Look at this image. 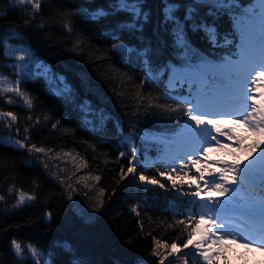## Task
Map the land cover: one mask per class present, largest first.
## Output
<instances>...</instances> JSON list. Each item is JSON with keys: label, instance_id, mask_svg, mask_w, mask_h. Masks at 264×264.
Listing matches in <instances>:
<instances>
[{"label": "trees", "instance_id": "trees-1", "mask_svg": "<svg viewBox=\"0 0 264 264\" xmlns=\"http://www.w3.org/2000/svg\"><path fill=\"white\" fill-rule=\"evenodd\" d=\"M251 0H237L239 7H247ZM110 0H41L39 10L25 3L15 10H9V0H0V70L17 80V73L10 65L12 60L6 53L7 42L23 43L32 48L35 54L48 63L55 73H61L76 92L75 103L66 102L61 96L48 89V80L42 74L21 78L20 89L28 94L33 105L28 108L21 98L0 89V112H12L17 120L0 117V135L8 134L21 141L33 142L56 149L73 150L83 155L86 164L75 174L94 171L99 174L101 185L105 187L104 203L92 218H86L73 207L68 193L76 189V183L69 180L63 167L53 168L59 181L50 177L36 155L28 146L18 149L15 146L0 144V264H159L160 257L152 255L154 238L171 245L182 231L175 226L179 215L163 211L155 202L156 186H143L136 178L140 172L157 176L153 165L157 160L140 162L135 175L128 174L121 179V168L127 172L128 158L119 156L128 150L120 144L125 134L140 129L170 127L175 125L161 121L153 113L135 118V105L132 97L141 91L139 85L142 72L134 66L135 58L122 62L121 57L111 49L113 43L109 30L117 21L129 20L124 13L102 18L95 22L85 21L74 13L80 7L90 10L107 8ZM187 4L190 0H180ZM161 0H145L144 8L151 16L143 25L142 32L120 34L121 41L128 45L152 50V62L158 65L173 60L172 38L168 35L161 20ZM206 9L201 8L200 13ZM183 9L178 12L183 16ZM73 25L69 34L62 25L65 19ZM211 22V18L207 17ZM43 26V27H41ZM220 40L223 33L231 31V20L227 13L216 19ZM18 35H9V29ZM193 46L200 51L211 53L221 50L210 45L202 32L188 33ZM82 40L83 47L72 51L74 42ZM161 85L147 83L144 95L151 99L161 96L160 104H174L162 95ZM123 92V97L118 94ZM151 93V97L148 94ZM9 97L13 105L7 103ZM83 100L91 102L96 109L104 110L111 118L105 125L93 130L84 126L78 105ZM37 118H39L37 122ZM47 118V119H45ZM9 124L11 126H9ZM53 124L56 125L53 128ZM17 128L19 132H17ZM51 151H48L51 152ZM47 153V154H48ZM69 152H65V156ZM56 158H60L57 156ZM56 158L50 159V163ZM49 159V157H48ZM67 160H70L68 158ZM140 160V159H139ZM52 164V163H51ZM157 178H159L157 176ZM20 192L35 199L17 204ZM155 195V196H154ZM51 213V217L47 216ZM169 225H173L169 228ZM17 240L22 247L31 244L41 255L32 257L27 248L23 259L17 257L12 241ZM67 247H64V246ZM162 254L165 250L161 249ZM185 251L169 257L165 264H183ZM188 264H195L189 256Z\"/></svg>", "mask_w": 264, "mask_h": 264}, {"label": "snow or ice", "instance_id": "snow-or-ice-1", "mask_svg": "<svg viewBox=\"0 0 264 264\" xmlns=\"http://www.w3.org/2000/svg\"><path fill=\"white\" fill-rule=\"evenodd\" d=\"M25 3L32 4L34 10L41 7V0H9V10H15ZM161 3L162 18L159 23L172 38L173 58L180 62V67L171 61L153 67L150 47H132L121 42V33L142 32L143 25L149 21L151 12L144 8L145 0H110L107 8L90 10L80 7L74 13L90 22L120 13L130 17L129 20L117 21L108 34L113 41L111 49L121 57L122 62L135 58L145 73L139 85L141 91L131 98L135 105V118L138 120L141 114L150 117L154 113L166 124L173 119L181 124L172 136L144 132L133 124L131 127L135 131L124 137L128 151L119 153L120 157L128 158L129 163L127 172L121 168V179H124L128 174L135 175L140 164L138 153L141 148L136 146L137 140H142L145 151L153 143L163 145L161 151L168 164L167 169L158 171L159 178L149 177L144 172H140L136 178L143 186L173 191L175 200L183 202L182 209L175 205V201L171 202L176 214L183 216V219L175 221L176 227L182 226L180 235L176 237V240L182 241V247L176 241L168 245L154 238L152 255L160 257L159 264H165L169 257L188 249L183 264H188L189 256L195 264H214L233 245L248 251H264V89L261 87L264 85V0H257L259 14L249 9L242 16L233 17L240 35L235 53L238 58H225L222 63L210 60L194 47L188 33L202 32L210 45L220 47L216 19L238 9L237 0H190L187 4H182L180 0H161ZM201 8L206 9L203 15ZM181 9L184 13L182 17L178 15ZM207 17L211 18V22ZM62 27L72 34L70 19L66 18ZM8 34L18 35L11 28ZM223 39L227 42V36ZM82 47L83 42L78 39L72 51ZM20 51L28 58L27 62L24 56L19 58L21 68L29 69L24 71V76L37 75L30 71L29 66L34 65L42 70L39 74L44 75L51 84L53 77L49 75L47 65L30 50L22 48ZM168 71L171 73L169 88H175L181 82L189 85L187 97L182 94L167 97L175 107L158 103L161 96L148 99L143 92L146 83L152 86ZM55 81H58V87L53 94L63 97L66 102L75 103L76 92L66 79L57 76ZM20 83L19 78L9 81L0 74V84H15V87H8L4 91L16 94L24 105L31 108L33 100L21 91ZM118 95L123 97V92ZM148 96L151 97V93ZM7 103L13 105L14 101L9 97ZM78 109L82 124L92 126L93 130L102 128L111 118L104 110L94 108L88 100L81 101ZM0 117L10 118V122L17 120L12 112H0ZM0 144L18 149L26 146L24 141L4 137H0ZM28 151L46 154L51 150L30 144ZM242 152L249 153L244 160L240 159ZM213 153L217 155L213 156ZM192 169H195L198 177L195 182L189 176ZM95 179L98 181L100 177ZM68 198L71 199V196ZM34 199V196L21 192L14 207ZM2 200L3 197H0ZM102 206L101 200L98 208ZM47 216L50 218L51 213ZM168 227L172 228L173 225ZM256 245L260 247L256 248ZM12 248L20 259H23L25 248L34 258L41 255L31 244L22 247L15 239ZM161 249L165 250L164 254ZM44 264H50V261L45 259ZM74 264L81 262L75 261Z\"/></svg>", "mask_w": 264, "mask_h": 264}, {"label": "rangeland", "instance_id": "rangeland-1", "mask_svg": "<svg viewBox=\"0 0 264 264\" xmlns=\"http://www.w3.org/2000/svg\"><path fill=\"white\" fill-rule=\"evenodd\" d=\"M28 49L31 51V53H33L35 55V57H37L38 59H40L34 52L33 50L25 44L22 43H9L7 42V48H6V52L8 54V56L11 57V64L13 66V68H15V72L17 73V79H21L24 76V71H28L29 69H22L21 65H20V57L24 56V60L25 62H27V56L20 51V49ZM41 60V59H40ZM43 61V60H41ZM44 62V61H43ZM45 63V62H44ZM47 65V67L50 69L49 75L53 77V82L50 84L49 83V88L52 90H56V88L58 87V81H55V77L57 76H63L62 74H56L52 71L50 65L48 63H45ZM30 67V71L34 72V73H41V69L35 67L34 65L29 66ZM0 74H2V77L7 78L9 81H15V79H12L11 77H9L8 75L4 74L1 70H0ZM31 75V74H29ZM64 77V76H63ZM49 82V80H48ZM8 87H15V84H0V89L4 90ZM94 118V117H93ZM0 137H4V138H11V140L13 141H21L11 135L8 134H1ZM30 138L28 137L27 139L23 140L25 143L26 141H28ZM30 144H35L37 147H44L46 150H51V147L45 146V145H39L33 142H28L26 146H30ZM65 152H69L67 155L65 156ZM34 153V152H32ZM48 153V152H47ZM45 153H41L42 154V160L38 158V156L36 155V159L41 163V165L44 167V169L46 170L47 174L50 177H53L54 179H56L57 181L58 178L55 175L54 170L52 169L51 165L53 166V168L59 169V167H63V170L66 172L67 177L71 176V174H74L75 172H77L78 168H82L85 164H86V158L81 155L78 154L77 152L74 153L73 150H64V149H56L53 150L51 152H49L48 154ZM57 156H60V158H56ZM49 157V159H48ZM56 158L55 160H53L50 163V159ZM68 158H70V160H67ZM45 165H47V167H45ZM99 176L98 173L94 172V171H84L78 174H75L73 177L71 176L69 178V180H71L72 182L76 183L77 187L76 189H74V191L72 193H68V196H71V200H73V207L76 209L77 212H79L80 214L84 215L86 218H92L95 214L96 211L100 208H98V204L99 202L102 200L104 203V195H105V187L103 185H101V183L99 182V180L97 181L95 179V177ZM101 190H103V192H101ZM21 193V192H20ZM25 195H29L25 192H23ZM41 253V251H40Z\"/></svg>", "mask_w": 264, "mask_h": 264}]
</instances>
